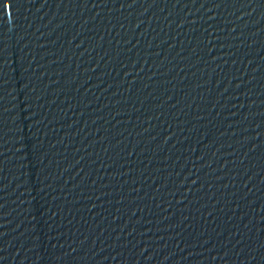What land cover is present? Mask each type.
Listing matches in <instances>:
<instances>
[{
  "label": "water",
  "instance_id": "1",
  "mask_svg": "<svg viewBox=\"0 0 264 264\" xmlns=\"http://www.w3.org/2000/svg\"><path fill=\"white\" fill-rule=\"evenodd\" d=\"M0 264H264V0H0Z\"/></svg>",
  "mask_w": 264,
  "mask_h": 264
}]
</instances>
